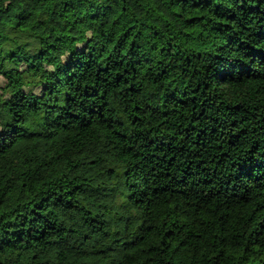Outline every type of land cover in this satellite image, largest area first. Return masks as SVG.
I'll return each instance as SVG.
<instances>
[{
	"label": "trees",
	"instance_id": "1",
	"mask_svg": "<svg viewBox=\"0 0 264 264\" xmlns=\"http://www.w3.org/2000/svg\"><path fill=\"white\" fill-rule=\"evenodd\" d=\"M0 264H264V0H0Z\"/></svg>",
	"mask_w": 264,
	"mask_h": 264
},
{
	"label": "rangeland",
	"instance_id": "2",
	"mask_svg": "<svg viewBox=\"0 0 264 264\" xmlns=\"http://www.w3.org/2000/svg\"><path fill=\"white\" fill-rule=\"evenodd\" d=\"M91 30H96L97 31L96 27H93V28L89 29V31H91Z\"/></svg>",
	"mask_w": 264,
	"mask_h": 264
}]
</instances>
